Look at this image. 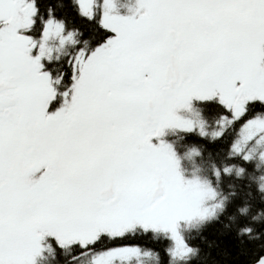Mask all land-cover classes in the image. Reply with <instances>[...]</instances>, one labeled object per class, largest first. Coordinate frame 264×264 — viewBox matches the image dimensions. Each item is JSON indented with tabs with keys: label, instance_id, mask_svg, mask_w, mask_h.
<instances>
[{
	"label": "snow or ice",
	"instance_id": "obj_1",
	"mask_svg": "<svg viewBox=\"0 0 264 264\" xmlns=\"http://www.w3.org/2000/svg\"><path fill=\"white\" fill-rule=\"evenodd\" d=\"M262 169L264 0H0V264H186L180 225L238 220L264 264Z\"/></svg>",
	"mask_w": 264,
	"mask_h": 264
},
{
	"label": "trees",
	"instance_id": "obj_2",
	"mask_svg": "<svg viewBox=\"0 0 264 264\" xmlns=\"http://www.w3.org/2000/svg\"><path fill=\"white\" fill-rule=\"evenodd\" d=\"M57 2H62V0H57ZM68 15L71 17L73 25L84 24V22L78 20L73 13H68ZM65 19L67 21V18ZM177 147L180 148V145H177ZM194 161L197 166H200L201 161ZM261 172L264 174V169H262ZM254 215L257 216L255 221L251 220V217ZM247 218L246 226L257 230L264 228V209H261L258 206L251 208L247 213ZM244 225L245 221L238 220L235 225H230L228 230H224L219 223L215 222L206 226H202L198 223L194 226H189L187 229L184 227V239L198 249L197 254L194 257L189 258L186 261V264H248L252 255L253 244H249L245 241L244 245H240L238 244L235 235L236 229ZM160 240L161 237L158 233L155 236H151V234H136L127 236L123 241H116L115 243L138 244L141 246L142 250L159 252L163 247ZM65 250L72 251L71 249ZM143 256V254H140V257L133 261H128L125 264H131L135 261L140 262V264H145L146 261ZM72 257L74 258L73 255ZM44 259L45 258H42L43 261ZM63 259L61 253H57L55 258L52 256L50 257L51 261H49V264H65L67 260ZM165 259L166 257H164L161 252L159 256L152 255L149 264H164ZM82 262L88 264L86 258L81 259L80 264H82Z\"/></svg>",
	"mask_w": 264,
	"mask_h": 264
},
{
	"label": "rangeland",
	"instance_id": "obj_3",
	"mask_svg": "<svg viewBox=\"0 0 264 264\" xmlns=\"http://www.w3.org/2000/svg\"><path fill=\"white\" fill-rule=\"evenodd\" d=\"M116 4H117V8L120 9V11L123 13V11L126 10V8L128 6H130L131 0L130 1L129 0L128 1H126V0H116ZM48 45H49V47L55 49L57 47V43H56L55 38L49 39ZM172 138L173 137L171 136L170 139H172ZM165 139H167V138H165ZM183 151L184 150H181V155H180V160L182 161V168L186 172L192 173L195 170V168L197 167V165H196L194 160L186 158L185 155L183 154ZM198 223H199L198 221H192V222H189L187 224L180 225L178 230L183 235L184 227H185V229H187L189 226L191 227V226H194V225H196ZM72 253H73L72 251L70 252V251L64 250V252L61 254L62 258H64L63 260H67L65 264H71V261L74 259L72 257V255H73ZM50 257H51L50 253H45V255L43 256V258H45L44 261L41 258V259H39L40 261L38 260L39 261L38 264H49V261H51ZM138 257H140V255L122 257L121 260H120V264H125L128 261H133L134 259H136ZM143 257L145 258V261H146L145 264H149L151 256H147V257L143 256ZM60 262H62V261H60ZM79 264H80V262H79ZM82 264H84V262H82ZM131 264H140V262L135 261L134 263H131Z\"/></svg>",
	"mask_w": 264,
	"mask_h": 264
},
{
	"label": "flooded vegetation",
	"instance_id": "obj_4",
	"mask_svg": "<svg viewBox=\"0 0 264 264\" xmlns=\"http://www.w3.org/2000/svg\"><path fill=\"white\" fill-rule=\"evenodd\" d=\"M126 1H128V0H126ZM129 1H130V0H129ZM170 137H171V134H170L169 136H166L165 138L170 139Z\"/></svg>",
	"mask_w": 264,
	"mask_h": 264
}]
</instances>
